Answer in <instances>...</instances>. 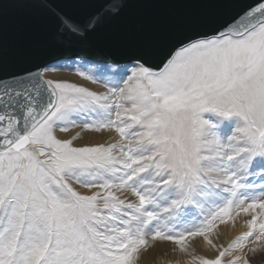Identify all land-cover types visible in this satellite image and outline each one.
<instances>
[{
  "label": "snow or ice",
  "instance_id": "obj_1",
  "mask_svg": "<svg viewBox=\"0 0 264 264\" xmlns=\"http://www.w3.org/2000/svg\"><path fill=\"white\" fill-rule=\"evenodd\" d=\"M37 2L0 0V15ZM126 5L107 0L79 23L41 2L69 46ZM57 71L85 83L47 75ZM205 112L237 117L231 135L218 136ZM85 132L114 135L74 143ZM241 216L245 231L223 243L220 226ZM168 243L186 264L264 260V0L123 65L9 68L0 40V264H141Z\"/></svg>",
  "mask_w": 264,
  "mask_h": 264
},
{
  "label": "water",
  "instance_id": "obj_2",
  "mask_svg": "<svg viewBox=\"0 0 264 264\" xmlns=\"http://www.w3.org/2000/svg\"><path fill=\"white\" fill-rule=\"evenodd\" d=\"M41 2L53 3L59 12L85 23L107 0H40L32 6L9 3L0 15V40L9 68L76 57H104L126 64L134 50L150 46L163 53L192 27L217 28L260 0H127L120 14L102 19L82 46L67 44L57 17ZM152 63H159V56Z\"/></svg>",
  "mask_w": 264,
  "mask_h": 264
},
{
  "label": "bare ground",
  "instance_id": "obj_3",
  "mask_svg": "<svg viewBox=\"0 0 264 264\" xmlns=\"http://www.w3.org/2000/svg\"><path fill=\"white\" fill-rule=\"evenodd\" d=\"M81 58H83L85 61L91 60L85 57H76L61 59L51 64H67L71 63L73 60L80 61ZM47 75L57 79H66L69 81H76L78 83H85L79 80V78L76 77L74 73L70 71L49 72L47 73ZM88 86L93 88L97 87L90 84ZM201 118L208 120L211 124L215 125V128L213 130L222 139L227 138L229 135H231L238 120L237 117L223 118L212 112L202 113ZM79 131L80 129H74L69 133H62L60 135L62 136V138H71L73 135L76 134V132ZM113 135L114 134L110 133L85 132L82 134L80 139H78L74 143L82 145L110 141ZM243 220V216L237 218L234 227L232 226L231 222L227 225L220 226L219 231L221 233V240L223 243L227 244L228 242L234 240L241 232L245 231V229L242 227ZM192 246L196 249V252L198 254H208V249L202 244L199 239L194 241ZM172 248L173 245H171L170 243L158 244L155 248H152L150 251L146 252L143 255L141 259V264H168L169 261H171L172 264H175L176 261H179V264H186L187 257L172 252ZM254 264H264V260H260L258 258L256 261H254Z\"/></svg>",
  "mask_w": 264,
  "mask_h": 264
},
{
  "label": "rangeland",
  "instance_id": "obj_4",
  "mask_svg": "<svg viewBox=\"0 0 264 264\" xmlns=\"http://www.w3.org/2000/svg\"><path fill=\"white\" fill-rule=\"evenodd\" d=\"M68 64V63H67Z\"/></svg>",
  "mask_w": 264,
  "mask_h": 264
}]
</instances>
